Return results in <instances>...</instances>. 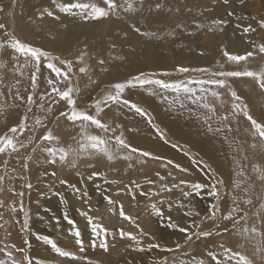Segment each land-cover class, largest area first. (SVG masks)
<instances>
[{
  "label": "snow or ice",
  "instance_id": "obj_1",
  "mask_svg": "<svg viewBox=\"0 0 264 264\" xmlns=\"http://www.w3.org/2000/svg\"><path fill=\"white\" fill-rule=\"evenodd\" d=\"M16 3L17 0H12L13 7ZM53 3L65 15H79L84 20L98 21L109 17L119 19L122 13L135 12L138 5H142L143 0H87V2L73 0L70 3H56V0H53ZM161 6L157 2V9ZM3 12L4 7L0 6V13ZM45 15L59 19L52 11H41L40 17L43 18ZM241 19H247V17ZM224 23L223 20H213L208 31H215L217 28L223 31L221 26ZM195 27L199 29L202 25L196 23ZM178 28L184 29L185 26L180 24ZM236 28L240 29V36L253 50L246 51L243 55L230 54L225 50L223 55L227 61L239 65L241 62H249L257 55L264 56V43L257 44L251 39V35L256 33L257 29L264 30V19L258 20L256 26H253L252 23L247 26L237 24ZM0 30H2V34H0V117H5L11 110H22L18 123L8 127L7 131L0 134V230L5 231V237L0 239V264H40L29 255L27 247H25L28 245V241H24L25 246L7 242L12 226L19 225L22 231H27L29 228L30 209H26L23 202L25 192L17 191L14 181L25 179V174L30 171L32 162L51 167L53 170L45 172L46 176L50 175L56 178L57 171L55 169L59 167L73 169L76 171V175L83 179L79 170L81 161H86L88 168H95L96 164L93 161L99 158L110 163L123 160L128 162V167L131 169L134 167V160L136 163L143 164L145 160L142 158L161 159L152 156V153L148 151L133 147L124 136L123 126L113 125L106 120L105 109L116 106L133 111L156 127L146 109L132 102L131 99L125 98L127 90L136 88L144 90L151 96L159 97L161 102H167L169 107L178 105L183 109L186 107L185 102L195 106V109L200 110L198 118L202 117V122L209 132L222 135L225 141L231 139L235 144L238 168L235 171V179L229 185L230 192L223 190L225 181L221 178H214V176L209 177L213 179L210 186L189 183L185 180H180L179 183L173 182L169 186V183L166 182L168 177H172V180L175 181L171 172L166 176L157 172L155 175L160 181V186L152 192H141V195L144 196L161 197L166 193H172L173 189H180L183 197H189L194 192L199 195L206 191L207 195L213 198L214 202L208 206L203 215L200 212L186 214L199 218L192 220L187 227L173 223L172 217H168L167 226L175 228L185 235L183 243L177 241L171 247L162 246L160 243H149L147 247H144L143 237L148 234L143 229H140L139 236L120 229L119 236L121 238L127 236L133 241L136 251L159 250L172 254L173 264H183V261L176 259V254L180 253L182 249H186L194 237L196 239L222 237L227 233H235L252 242L255 253L260 256L261 264H264V196L256 193L257 183L264 189V165L252 163L249 168L250 158L246 152L242 151L243 145L238 139L229 135L239 132V118L242 116L249 123V128L246 130V136L251 140L249 147L256 149L259 145L264 149V119L258 121L250 114L248 106L229 83V78L248 77L256 81L261 89H264V67L259 71L248 69L213 71L206 67H177L175 69L177 74H201L199 77L187 75L184 79L159 78L161 76L171 77L174 74L172 72H141L130 79L111 85L102 95L94 98L90 103H84L77 85L81 75L87 76L91 80L89 74L92 69L87 63L90 57L86 48L74 59L62 58L41 47L22 41L12 31H9L3 22H0ZM134 30L137 33L140 32L138 27ZM144 34L146 35V33ZM97 63L99 66H103L106 61L99 59ZM221 90L230 94V108L225 107L224 93ZM61 104L64 106L63 109L59 110L58 115H55V106ZM218 106L220 109H224L220 113H218ZM61 119L67 121L76 132L70 142L62 141V138L48 126L53 120L59 122ZM234 124L237 126L234 127ZM93 128L98 130L99 134H93L91 131ZM157 131L160 130L157 129ZM161 138H163L162 133ZM244 143H248V141L246 140ZM37 152L43 153L44 158L34 161V155ZM13 160L15 166L10 167V161ZM173 163L168 160L162 164V167L167 168ZM174 167L181 172H187V169L182 168L179 164H175ZM100 175V172L93 171L88 179ZM59 182L61 184L68 183L67 180ZM147 183L152 185L156 181L148 180ZM182 186H187V190H184ZM22 187L30 192L33 185L31 182H27ZM72 187L75 191H79V189H75V186ZM140 188V183L132 181L127 190L135 198L134 189ZM5 192L10 193L11 196L19 197V200L6 202L3 198ZM83 195L86 196L87 193ZM229 198L231 205L227 206ZM256 201L260 203L256 210L252 211ZM108 203L115 205L116 201L109 197ZM158 203L163 204L164 200L161 199ZM222 204L225 207L222 208ZM119 207L123 219L136 224L139 228L136 220L124 212L123 205H119ZM168 207L171 209L173 204L169 203ZM180 207H183L182 203ZM151 208L156 215H163L156 203H153ZM6 212L8 218L5 216ZM18 213L23 215L22 220L18 218ZM82 215L86 219L87 226L91 228L90 246H98L107 251L109 229L98 223L96 218L90 216L88 212H83ZM65 218L67 219V217ZM69 223L75 225V221L70 220ZM208 223L214 225L216 230H203V226ZM115 234V232L112 233V235ZM73 235L76 238V244L79 245V250L83 252L84 239L78 227L73 229ZM39 238L44 240L59 256L71 257L73 260L81 259L75 253L62 249L54 239L44 236ZM216 247L219 249L218 252L209 251L208 253L211 264H254L253 259L241 250L226 246L224 243H219ZM240 247L242 248L243 245ZM87 264H94V262L88 260ZM150 264H169V257L165 255L154 258ZM199 264H204V261H199Z\"/></svg>",
  "mask_w": 264,
  "mask_h": 264
},
{
  "label": "bare ground",
  "instance_id": "obj_2",
  "mask_svg": "<svg viewBox=\"0 0 264 264\" xmlns=\"http://www.w3.org/2000/svg\"><path fill=\"white\" fill-rule=\"evenodd\" d=\"M158 1H162V0H158ZM70 2H73V0H56V3H70ZM85 2H87V0H85ZM166 2H167V5L168 4L169 5L166 7L162 6L159 9H157V7L154 6L153 4L152 7H150L151 8L150 12L146 13L144 17H143L144 13H142L141 12L142 10L139 9L132 13H127V14L122 13L119 19L114 17V19H112L113 21H110V22H109V19H102L98 21L86 20L88 24L83 25L81 21L77 23L76 22L77 19H71L70 16H73V15H65L64 13L60 12L58 8L56 7V4L53 3V0H29V2L26 1L27 8L23 12V14L22 13L20 14L21 20L19 24H21L22 27H21V30L19 29L18 31L22 32V30L25 27L27 28L31 27L30 31H31L32 37L29 40L44 46L45 49H48V50L55 49L56 47L57 49H59L58 51H53V52L60 53L62 55L69 54L70 52H71L70 54H73L75 53V51L81 52L82 50L86 48V50L89 53L96 56V58L104 59L106 61V63L103 66H99L98 63L94 65L92 82L87 86L83 84V86L79 88L81 92L82 100L83 102L85 101V103L91 102L89 100L88 102L86 99L88 98L90 90L97 85H103L106 83H112V82L121 81V80L125 81L127 79H130L132 76L138 75L141 72H146V73L172 72L174 73L173 75H176L177 73H175V69L180 66H185V63H186L184 59L185 56H183L181 53L175 50V47H177V45H175V42L181 37H183L186 40L190 38L191 40H196L197 38L199 39V38L205 37L206 39L210 38V40L208 41V43L210 42V45L214 43L212 46H210V48L207 46L206 49H203L204 47L202 48V46L200 47L198 46L197 48L194 47L189 54L190 61L188 60V62H190V64L189 66H185V67H190V68L191 67H206V68H211V69H219V71L220 70H226V71L231 70L232 71L233 69H235V71L236 69L241 70V71L245 69H248V70L259 69L260 70L262 67H264V56L257 55L255 58L250 59L249 63L241 62L239 65H236V64L229 63L227 61V58L223 55V52L225 50L228 51L230 54L243 55L246 51H252L253 49L247 43H245L244 38L243 40L241 38H234L230 41L229 44L225 45L224 35L222 38L223 31H220L219 28H217V30L214 31L215 33L219 34L218 37L216 36L217 34H213V32L208 31V28L211 26V22L213 20L219 21L216 17V14H218L221 11L222 4H223V2L221 3V0L219 1L218 0H166ZM225 3L227 2L225 1ZM178 5L182 6L181 7L182 9L180 8L179 10L180 13L177 12L176 19L174 20V24L177 23V26L174 27L170 25L169 23H167V29L163 30L162 28L165 27L164 25L165 22L162 21V19L165 16L163 13L167 11L166 10L164 12V10L165 9H168V10L176 9L177 10ZM101 6H103V4H101ZM263 6H264V2H263ZM44 10L54 12L59 17V19H54L53 17H49L47 15L41 18L40 13L41 11H44ZM144 10L143 12H146ZM252 11L255 12L254 16H251L250 14H244L243 10L240 11L236 15V18H235L236 20L234 19L233 22H236L237 24H240L242 26H247V24L249 23H252L253 26H256V22L258 20L264 19V11L261 10L258 6L255 7ZM174 15H172V17L175 18ZM217 16H219V14ZM73 17L78 18L80 16L75 15ZM139 17H143L142 18L143 21L141 19L142 21L141 23L138 20ZM242 17H247V19H241ZM253 17H255V19H252ZM5 18H7V20ZM44 18H45V25H43L42 27L36 26L35 28H33L32 23L35 20H40ZM1 19H4V22H6L5 25L8 30L11 28V24L14 25L11 17L9 18L6 16H2L1 14L0 20ZM80 20H83V19L80 17ZM132 20H134L135 22V25L133 24L134 27L131 24ZM97 23L98 24L100 23L104 27L107 26L104 29L103 34L97 31V27H98ZM196 23H200L202 27L197 29L195 27ZM180 24L185 25V28L184 29L178 28V25ZM33 25H36V24L33 23ZM224 26L222 25L221 27L224 28ZM18 27H20V25H18ZM136 27L140 28L139 33H137L134 30ZM144 33H146V35ZM0 34H2V30H0ZM24 34H26L25 30H24ZM39 34L41 35V37L39 36ZM201 35L203 36L201 37ZM25 38L27 39V37ZM251 39H253L257 44L264 43V30L257 29V32L251 35ZM164 43H166L165 46L169 48L170 52L168 53L170 54L164 52L163 50ZM203 43L205 44L206 41H204ZM113 45H115V48H113ZM252 64L257 65V66H250ZM180 75H189V74H180ZM249 79L251 78H248V80ZM250 82L242 81L238 85L236 83V88H234L235 86H233V89L234 90L238 89L239 91L237 93L241 94V97L244 99L243 101L249 102L248 104L251 105L252 107L251 113L253 114V117L258 119L259 121L261 119H264V95L260 94L258 89ZM138 94L140 95V98L142 97V99L144 100V105L151 111V113L153 112V114L156 116L157 121L161 123L163 126L165 127L167 126L170 128V133L173 132L174 135H176V138L177 137L181 139L183 138V140L189 138L190 132L187 128L191 127L192 125H197L198 123L196 121H194L193 119H187L185 122V125H181L179 123V120L176 119V117L172 118L171 108L165 102H161L159 97L151 96L146 92L140 93V91H138ZM141 103L143 104V102ZM18 111L19 110L10 111L12 112V114L9 113V115L7 116L8 123L11 122L13 119H16L19 113ZM126 120L136 122L139 125L141 124L144 125V123L141 122L142 120L140 116L135 113H134V117L130 119H126ZM197 120L202 126L206 127L204 123L202 122V119H197ZM61 130L65 133L67 132L66 129H61ZM211 133H214V132H211ZM241 138L249 142V143L243 142V144L246 147V150L249 152L248 157L250 158V162L248 163V167L250 168L251 161L255 159L251 156L252 155L251 150L248 148L249 144L251 143V140L249 137L245 138V136H242ZM146 141H148L152 145L154 153H158L159 150L162 148L161 144L157 143L155 139L151 141L146 139ZM143 143L145 145L144 141ZM210 144H211L210 146L206 147L205 154L210 155V156L212 155L217 156L219 164H220V165L219 164L217 165L220 169L221 175L226 176L227 181H233L235 179V171L238 168V160L235 155L236 146L233 147V144L231 142H229V144L225 146H222L221 143L220 145H217L215 142H210ZM164 153L167 154L166 149H164ZM169 153L171 154V156H174L176 158L178 162L177 164H179L182 168H185L188 171L190 170L191 172L196 173L195 169H198L197 167H195L194 165L192 166L187 161L177 159L176 154L173 153L172 151H170ZM86 163H87L86 161L83 162V164H86ZM208 168L211 170L210 172H212V175H214L215 178H218L216 174L217 172H215L211 163L210 165H208ZM84 169L85 167L83 166L82 170ZM32 171L33 173H35L34 168ZM43 171H45V169ZM70 171L74 174V176L66 177L68 181L67 184H62V185L59 184L58 186H48V185L44 186L45 177L41 176V173L43 174V172L42 170H37V175L40 177L39 178L40 184L37 185V187H35V191L37 192H35V194H33L30 198L31 199L30 206L33 208L32 209L33 214L30 219L31 220V231L32 233L33 232L34 233L33 235L30 236L31 239H27L28 235L26 234V231H22L19 225H15L10 228L11 235L7 237V242L15 243L17 246H23L22 240L27 239L29 243L27 247H29V249L31 250L32 258L34 259V261H39L40 264H68L70 263V262L65 263V261H63L64 257L62 256L53 257L57 253H55L49 245L47 244L45 245L43 244L44 246L41 245L42 242H45L44 240L39 238L42 236L50 237L54 239L57 242L58 246H60L62 249L64 248L68 249V251H71L78 256L79 245H77L75 241L74 243L73 242L71 243L70 241L71 238L74 237L73 229L78 227V225L76 226L77 224L76 220L75 219L73 220V215L76 212L75 208L76 209L78 208L76 203H82V206L80 205V209L78 208V210H80L79 214H81L82 218L77 221L80 224L81 229L84 232V233L81 232L83 239H84V248L87 245L85 250L86 249L91 250L88 245V242H90L88 241V239L91 238V229L86 230L88 226H87L86 219L82 215V213L88 212L90 216H93L95 214L93 206H94V201L97 200L99 194L97 195L96 194L97 190L95 189L92 190V188L97 187V186H93L95 185L94 183H96V180L88 179V176L90 175V171L92 173V169L90 170L88 168L85 169V172H84L85 174H83V179H81L80 176L76 175L75 170L72 169ZM137 171L136 170L131 171V181H126L124 183H121L123 181L116 180V183L115 184L113 183L114 185L112 186H114V189L113 188H112L113 190L111 189L112 190L111 193H114L115 195H117L116 191H121L122 187L124 188L121 193L122 199H118L116 201L114 208L106 210L107 215L105 217V220L103 221L104 223H107V224L109 222L112 223V216H113L112 211L114 210L116 212L119 209V205H123V210H130L132 209L133 205L135 208L137 207V204L134 201L135 198H133L132 194L129 193V191L127 190L130 187V182L132 181L138 182L136 180L137 179L136 174H138L139 171L138 172ZM188 171L186 172L187 174H188ZM196 174L192 175V177H194V179L196 180H200L201 177H198ZM96 179L98 180L101 179V176H97ZM176 179L175 181H173L172 177H168V180L166 182H168L169 186H171L173 182L179 183V180L177 181ZM150 180H154L156 181V183L150 185L147 183L148 179L142 182L139 181V183H141L142 186L138 191L152 192V191H155L160 186V181L155 175H152ZM72 186H75V189H79V191H75ZM182 188L184 190H187V186H182ZM84 193H87V195L86 196L83 195ZM174 194H175V189H173L172 193L164 194L162 196V199L164 200L163 204L158 203L159 197L143 195V198H141L140 197L141 194H139V199L143 200L141 202L142 205L140 203L139 209L142 211V213L145 212V214L141 215L143 216V219H142L140 216L141 214L140 212L138 215L139 220L136 222H138L139 224L143 220L145 225L150 226L151 224H154L155 215H153V210L151 208V205L153 203H156L157 207L161 211L169 212V215L172 217L173 223L181 225L183 223L187 224L189 221H192L194 219L198 220L199 219L198 217H194V216L190 217L186 215L188 211L183 203V200L181 201L176 200L174 198ZM8 195L9 194L5 195L7 202L10 201L8 200ZM89 195L92 196V198H89L88 197ZM57 197L62 198L64 200V204L60 210H55L54 212L55 216L53 217L52 220L47 219L42 222L44 227L46 226V229H48L50 232V234L47 235L40 226H37L39 224V223L37 224V215H40L39 220L46 219V218H43V215H44V213L42 212L43 207H46V208L49 207L50 209L52 205V199L58 200ZM124 198L126 199L125 202L123 200ZM227 201H229V204L231 205L230 198ZM169 203L173 204V207L171 209H169L168 207ZM181 203L183 204V207H180ZM26 205H27V202H26ZM110 205L111 204H109V206ZM188 207L191 208V205H189ZM193 210L194 212L191 211L193 213L197 211L200 212L198 209H195V208ZM183 211H185L186 213L184 214ZM146 214L147 216L145 218ZM51 215L53 216V214ZM5 216L6 218H8L7 212ZM65 217H67V219ZM54 220L56 221V223L53 222ZM70 220L75 221V225L70 224L69 223ZM119 221H121V223L127 226L130 225L129 221L124 222L121 219H119ZM104 226L108 228L109 225L108 226L104 225ZM56 227H57V237H53L51 234L55 233L54 230L56 229ZM0 233L3 235V237H5L4 230H0ZM154 234L155 233L150 234L151 235L149 238L150 241L154 242L157 240L156 239L157 237L156 235L154 236ZM110 236H111V233L109 232L108 238ZM15 237H17L18 239H16ZM19 237L21 241L19 240ZM146 237H148V235ZM152 237H154L155 239L154 240L151 239ZM214 238L215 237H210L207 239L203 238L202 241L196 245L197 247L196 252L190 253L189 255L186 256V258H184V260H182L183 264H199V261L203 260L200 258L201 257L207 258L209 251L218 252L219 249L216 247L218 244L215 242ZM161 241H162V246L171 247L175 245L178 239L169 240V241H164L162 239ZM157 252L159 251L154 249L152 252H150L151 255L148 253L149 254L148 264H150V262L154 258H157ZM85 254H84L85 256H82V257L84 258L87 257V259L92 257V253H85ZM158 256L162 257L161 254ZM130 261L132 262V260ZM210 262L211 261L209 260L208 263L210 264ZM109 263L110 262L108 261V262H105L104 264H109ZM115 264H117V262ZM135 264H140V263L135 261Z\"/></svg>",
  "mask_w": 264,
  "mask_h": 264
},
{
  "label": "rangeland",
  "instance_id": "obj_3",
  "mask_svg": "<svg viewBox=\"0 0 264 264\" xmlns=\"http://www.w3.org/2000/svg\"><path fill=\"white\" fill-rule=\"evenodd\" d=\"M26 1L29 2V0H17V3L15 5V7H13L12 6V0H0V6L4 7V12L0 13V17H1V14H2V16H6V17H9V18L11 17V19H12V21L14 23V25L11 24V28L9 30L12 31V32L14 31L13 33L19 39H21L22 41L28 42V43L32 44L33 46L41 47L42 49L51 52L53 55H59L62 58H69V59H74L76 56H78L80 51H75V53H73V54H70L71 53L70 52L69 54H63L62 55L60 53L53 52V51H58L59 50V49H57V47L55 49L48 50V49H45L44 46H42V45H40L38 43L30 41L29 39L32 37L31 31H30L31 27H28V28L25 27L22 30V32L18 31L19 29L21 30V27H22V25L19 24L20 20H21L20 19V14L21 13L23 14L25 9L27 8L26 7ZM149 1L150 0H143L142 5H138V7H137L138 8L137 10L140 9V10H142L141 12L144 13L143 17H144V15L146 13L150 12V10H151L150 7H152L153 4H154V6H156L157 2L162 3L161 5L163 7H166V6L169 5V4L167 5L166 0H164V1L163 0L162 1L151 0L150 2ZM225 1L226 0H221V3L223 2L222 8H221V11L218 13L219 16H217L218 14H216V17H217L218 20L225 21V23H224L225 26L223 25L224 28H223V32H222V38H223V35H224V42H225V45H227L234 38H241L243 40V38L240 36V30L236 28L237 23L233 22V20L236 18V15L240 11L243 10L244 14H250L251 16H254L255 12H253L252 10L255 7H257V6L261 10L264 11V6H263L264 0H227V3H225ZM213 2H215V1H213ZM181 7L182 6L178 5L177 9L180 10ZM143 10L146 11V12H143ZM164 12L167 13V14L163 13L165 16L162 19V21L165 22L166 24L164 23L165 27L162 28V29L163 30L167 29V23H169L170 25L176 27L177 23L174 24V20L176 19L177 12L178 13H180V12L177 11L176 9L175 10L165 9ZM9 13H11V15H9ZM12 14L14 15V17H13ZM172 15H174L175 18L172 17ZM143 17H139L138 20L140 21V23L143 21V19H142ZM13 18H14V20H13ZM70 18L71 19H77L76 20L77 23L79 21H81V23L83 25L84 24H88V22L86 20H84V19L80 20V17H78V18L75 17L74 18L73 16H70ZM171 18H173V19H171ZM5 19L7 20V18H5ZM106 19H109V22H110V21H113L112 19H114V17H109V18H106ZM141 19H142V21H141ZM0 22L6 23V22H4V19H1ZM33 23H35L36 25H33ZM33 23H32L33 28H35L36 26H41L42 27L43 25H45V18L44 19H40V20H35ZM131 24L134 27V25H135L134 20H132ZM18 25H20V27H18ZM97 26H98L97 27V31H99L101 34H103L104 29L107 27V26L106 27L102 26L100 23L99 24L97 23ZM24 30H25L26 34H24ZM211 32H213V34H217L216 35L217 37L219 36L218 33H215L214 31H211ZM39 36L41 37L40 34H39ZM202 36L203 35H201V37ZM25 37H27V39ZM207 38H209V37H207ZM197 39L196 40H191V38H190V39L186 40L183 37H181L175 42V45H177V47H175V50H177V52H179L183 56H185V58H184L185 61H186L185 66H189V64H190V62H188L189 54H190L191 50L194 47L197 48L198 46L199 47L202 46V48L204 47L203 49H206L207 46L210 48V46H212L214 44L213 43L212 45H210V42L208 43L210 38L206 39L205 37H202V38H199L198 40ZM204 41H206L205 44L203 43ZM165 44L166 43L163 44V50H164L165 53H168V52H170V50H169L168 47L165 46ZM168 54H170V53H168ZM89 57H90V59L87 60V63L90 65V67L92 69L90 74H89L91 76V80H89V78L87 76H83V75L79 76L78 85H77L79 88L81 86H83V84H85L86 86L89 85L92 82V80H93V67H94V65L97 64V61L99 59L96 58V56H94L91 53H89ZM247 63H249V62H247ZM250 66H257V65H253L252 64ZM212 70L213 71H219V69H212ZM253 70L259 71V69H253ZM223 71H226V70H223ZM232 71H235V69H233ZM236 71H241V70H237L236 69ZM189 75H193V76L199 77V75H201V74L200 73H191ZM186 76L187 75L176 74V75H172L171 77H163V76H161L159 78H162V79H184ZM242 81H247V82L251 81L250 83H252L258 89L259 93L264 95V89H261L259 87V85L256 83V81L253 80L254 81L253 82L251 79L248 80V77L247 78L246 77L229 78V83L231 82L230 84H231L232 89H233V86H235L234 88H236V83L238 85ZM119 82H123V80L112 82V83H106V84H103V85H97V86L93 87L90 90L88 98L86 100L87 101L88 100L92 101L94 98L99 97L107 89H109L111 87V84L113 85V84L119 83ZM107 86H108V88H107ZM138 91H140V93H144L145 92L144 90L139 89V88L129 89V90H127L125 92V98H130L132 102L137 103L139 106H141L144 109H146L148 111V113L150 114L151 111L144 105V100L142 99V97L140 98V95L138 94ZM221 91L224 93L223 94V99L225 101V107L226 108H230V104H231L230 94L228 92L224 91V90H221ZM235 91L238 92L239 90L235 89ZM237 94L241 97L240 93H237ZM242 100H244V99L242 98ZM141 102H143V104ZM243 102L246 103V105L248 106L250 114L253 115L251 113L252 112V107H251V105L248 104L249 102H246V101H243ZM84 103H85V101H84ZM165 103L168 105L167 102H165ZM185 103H186V107L183 108V109H181L178 105H174V106L170 107L171 108V116H172V118L176 117V119L179 120V123L181 125H185V122H186L187 119H193L194 121H196L198 123L197 125H192L191 127L187 128L189 130V132H190V135H189L188 139H184V140H183V138L182 139L178 138V137L176 138V135H174L173 132L170 133V128L167 127V126L165 127L161 123H159L157 121V119H156V116L153 114V112L151 113V117H152L153 124L157 128L153 127L152 124H149L147 122V120L144 117H141V116H140V118L142 120L141 122H143L144 125H142V124L139 125L136 122H132V121L126 120V119H130V118L134 117V112L133 111H129L127 108H117L116 106H113L111 109H108V108L105 109V113H107V116H106L107 122H109V123H111L113 125H115V124L122 125L123 126L124 136H125L126 140L128 141V143H130L133 147L139 148V149L144 150V151H148V152L152 153V156L160 157L161 159L155 160V159H152V157L142 158V159L145 160V162L143 164L136 163L135 160H134L133 161L134 167L131 168V169L128 167V162L127 161H123V160H118V161L110 163V162L106 161L103 158H99V159H96V160L93 161L96 164L95 168H88L87 167V163L83 164L84 161L80 162L79 170H81L80 172L82 173V175L85 174L84 172H85V169H87V168L89 170L92 169V172L93 171H97V172L101 173V175H100L101 179L98 180V179H96V177L92 178V179L96 180V183H94L95 185H93V186H97V187H93L92 190L93 189L97 190L96 194L97 195L99 194L97 200L94 201V206H93L94 208L93 209H94L95 214L93 216L97 218L96 220H97L98 223L100 222V224H102V225L103 224L107 225V226L109 225L108 229H109V232L111 233V236L108 238L109 248H108L107 251H104L103 249L99 248L98 246L97 247H91L90 246V242H88L89 248L92 251L89 250V249L85 250V248L87 246L86 245L83 252H81L80 250L78 251V256L81 257L80 260H73L71 257H64L63 261H65V263L70 262L68 264H71V263L72 264H87L88 260H92L94 262V264H102V263L104 264L105 262H108V261L110 262L109 264H115L116 262H117V264H135V261L139 262L140 264H148L149 254L151 255V253L150 252H146V251L145 252H139V251L134 250V242L133 241H131L127 236L124 237V238H121L119 236L118 232H119L120 229H123L125 232L132 233L133 235H137V236H139V234H140V229H143V231L148 234V237H146V236L143 237V246L144 247H147V245L149 243H157V242L162 245V241H161L162 239L164 241L178 239L179 242H181V243L184 242L185 235L183 233H180L175 228H169L167 226L168 217L170 215H169V212H166V211H162V213H163L162 216H158V215H156V213L153 212V215H155L154 216L155 217V222H154V224H151L150 226L145 225L143 220L139 224L137 222V224L139 225V228L136 226V224L130 223V225L127 226V225L121 223V221H119V219L123 220L124 222L126 221V220L123 219V217L120 214V207H119V209L116 212L114 210L112 211L113 213H115V214L112 213V215H113L112 216V223L109 222L107 224V223L103 222L105 220L106 215H107L106 210L114 208V205H110L109 206L108 198L110 197L114 201H117L118 199H122L121 198V196H122L121 193H122L124 188L121 186L122 187V189L120 188L121 191H116L117 193L120 192L118 197H117V195H115L114 193H111L112 190L114 189V186H112V185H114L116 183V180L117 181H123L121 183H124L126 181H131V171L132 170H136L137 171L139 169L138 170L139 172L137 171L138 174H136V176H137L136 180L138 181V183H139V181L142 182V181L147 180V179L150 180L152 175H155L157 172H160L161 175L164 174L165 176L167 175V173L171 172L172 176H174L175 179L177 178L176 179L177 181L178 180L179 181L180 180H185V181H188L189 183H200V184H205V185H209L210 186L211 183H213V179H210L209 177L210 176H214V175H212V172H210L211 170L208 168V165H210V163H211L212 166H213V169L215 170V172H217L216 174H217L218 178H221V179H223L225 181V186H224L223 190L225 192H230L231 191V188L229 187V185L232 183V181H227L226 176L221 175L220 169H219V167L217 165V164H219L218 157L217 156H213V155L212 156L206 155L205 154L206 153L205 150H206L207 146L211 145L210 142H215L217 145H220V143H221L222 146H225V145H228L229 142L232 143V140L230 139L228 141H225L223 139L222 135H220V134L217 135L215 133L209 132L207 130V128L202 126L197 120V119H202V117L201 118L197 117L199 112H200V110L195 109V106L191 105L190 103H187V102H185ZM63 107H64L63 104L55 106L54 114L58 115L59 114V110H62ZM223 110L224 109H220L219 106H218V113L222 112ZM18 112L19 113H18V116L16 117V119H13L9 123L7 121V116L9 115V113L12 114V112H8L5 117H0V120H1L0 121V134H3L5 131H7L8 127L13 126L16 123H18V121L20 119V115L22 114V110H19ZM48 126L50 128H52L53 132L56 135H59L62 138V141H65V142H70L71 141V137L76 134L75 130L72 129L69 126L68 122L63 120V119H61L59 122H55L53 120V122H50ZM236 126L237 125L234 124V127H236ZM242 126H244V127H242ZM238 127H239V132L238 133L234 132V133H231L229 135H230V137L238 139L241 142V144L243 145V148H242L243 151L246 152V154L249 156V152L246 150V147L243 144V142L246 141V140L241 138L242 136H245V138H247L246 130L249 128V123L242 116L239 118ZM61 129H66L67 132L65 133ZM157 129H159V130L162 129V130H160L158 132ZM91 131L94 132L93 134H99L98 130H96L94 128ZM149 132H150V134H149ZM185 132H186V130H185ZM161 133H163V138H161ZM38 135H39V133H38ZM145 138L150 140V141L155 139V141H157V143L161 144L162 148L159 150L158 153H154L153 152L152 145L148 141H146ZM143 141L145 142V145H144ZM148 144H149V146H148ZM234 146H235V144H233V147ZM248 148L251 150V153H252L251 156L256 159V160L254 159L253 161H251V164L252 163H260V164L264 165V149H262L259 145L257 146L256 149H252L250 147H248ZM164 149H166V153L167 154L164 153ZM170 151H172L173 153L176 154L177 159H181V160L187 161L192 166L194 165L195 167H197L198 169H195L197 174L194 173V172H191L190 170L189 171L187 170L188 171V174H187L186 172H181L179 169H176L174 167V165L177 164L178 162H177V160H176V158L174 156H171V154L169 153ZM253 152H255V153H253ZM43 158H44V154L43 153L37 152L34 155V161L38 160V159H43ZM168 160L173 161L174 162L173 165H169L167 168L162 167V164L166 163ZM82 164L85 167L84 170H82V168H83ZM11 166H15V161L14 160L10 161V167ZM205 166H207V167H205ZM122 167L124 168V170H123ZM33 168L35 169V173H33V171H32ZM42 168H44L45 171H43L44 169H42ZM126 168H127V170H126ZM202 169H203V171H202ZM37 170H42V172L44 174L43 175L41 173V176L45 177L44 186L45 185L58 186L59 184H61L59 182L60 180H67L66 177L74 176V174L70 171L72 169L59 168V167H57L55 169L57 171V177L56 178H53L50 175L46 176L44 172H51L53 169L51 167H49L48 165H40V164H36L35 162H32L30 164V171L25 174V179H23V180H15L14 181L15 186H16V190L25 192V195L23 197V202L25 204L26 209H31L30 213H29V228L26 231V234L28 235L27 239H31L30 236L33 235V233H34V232L32 233V231H31V220L30 219H31L32 214H33V210H32L33 208L30 206L31 205V203H30L31 199L30 198H31V196L33 194H35V192H37V191H35V187H37V185L40 184V182H39L40 181V179H39L40 177L37 175ZM90 174H91V171H90ZM194 174H196L198 177H201V179L200 178H199L200 180L194 179V177H192V175H194ZM27 182H31L32 185H33V188H32V190L30 192H29L28 189L22 187V185H24ZM130 186H131V182H130ZM138 190L139 189H134V191H135V200L134 201L137 204V207L135 208L134 205H133L132 209L124 210V212L126 214L131 215L136 221L139 220L138 215H139L140 212H141L140 216L142 214H145V212L142 213V211L139 209L140 208V203L143 200L139 199V194H141V192L138 191ZM109 192H110V194H109ZM256 193H258V195L264 196V189H262L261 186L258 183L256 185ZM6 194H9L8 195V200H10V201H18L19 200V197L11 196L10 193L5 192L3 194V196H4V199H5L6 202H7L6 196H5ZM45 197H46V195H45ZM88 197L92 198V196H90V195ZM140 197L143 198V195H141ZM174 198L176 200H180V201L183 200V203H184V205H185V207H186L188 212H191V211L194 212L193 209L195 208V209H198L201 212V215H203L206 212V210L208 209V206L211 203L214 202L213 198L208 196L206 191L203 192V193H200L199 195L194 192L189 197H183L182 194H181V190L180 189H175ZM57 199L58 200H56V199L53 200L52 199V205H51L50 209H49V207L48 208L43 207V210H42V212L44 213L43 218H46V219L39 220L40 215H37V224L38 223L40 224V223H42L43 221H45L47 219H49V220L53 219V217L55 216V214H54L55 210H60L61 207L64 204V200L62 198L57 197ZM59 199H61V200H59ZM161 199H162V196L159 197V200H161ZM123 200H124V202L126 201L125 198ZM101 201H103V202H101ZM26 202H27V205H26ZM76 204H77V207L80 209V205L82 206V203H76ZM141 205H142V203H141ZM189 205H191V208L188 207ZM258 205H259V201H256L252 211H255L256 208L258 207ZM227 206H230L229 201H227ZM117 207H118V205H117ZM223 207H225V205L222 204V208ZM78 208L77 209L75 208L76 212L73 215V220L74 219L76 220V223H77L76 226L78 225V228L81 229V226H80V224L77 221V220H80L82 218L81 214H79L80 210H78ZM183 212H184V214L186 213L185 211H183ZM71 213H72V211H71ZM97 213H98V215H97ZM51 214H53V216ZM116 214H117V216H116ZM17 215H18L19 218L21 217L20 218L21 220L23 219V215L22 214L18 213ZM250 215H251V213H250ZM146 216H147V214L145 215V218H146ZM141 218L143 219V216H141ZM53 222L56 223L55 220ZM191 222L192 221H189L187 224L183 223L180 226L187 227V226H189L191 224ZM39 224L37 226H40L47 235L50 234L49 230L46 229V226L44 227L43 223L40 224V225ZM90 229L91 228L88 227L86 230H90ZM203 230L215 231L216 229H215L214 225H212L211 223H208V224L203 226ZM80 231L83 232L82 229ZM54 232L55 233L51 234V235L53 237H57V227L54 230ZM113 232H115L116 234L112 235ZM151 233H155L154 236L156 235V237H157L156 239L159 240V241H157V240H156L157 242L156 241H154V242L150 241L149 238L151 236L150 235ZM222 237H217V238L215 237L214 238L215 242L217 244L224 243L226 246H230V247H233L234 249L241 250L246 255H248L251 259H253L254 264H261V263H259V262H261L260 256L255 253L254 248L252 246V242H250L248 240H245L242 236L236 235L235 233H227V234H224ZM3 238H4L3 235L0 233V239H3ZM15 238L18 239L17 237H15ZM27 239H25V240L27 241ZM202 239H203V237H201L200 239H196L194 237L193 240L190 242V244L186 247V249H184V250L182 249V251L180 253L176 254V259L182 261L190 253H195L196 250H197L196 245L199 244L202 241ZM204 239H207V238H204ZM19 240H20V237H19ZM25 240L24 239L22 240L23 246H25L24 245V241ZM70 241H71V243L72 242L74 243V241L76 242V238L73 237V238H71ZM88 241H90V239H88ZM43 244L45 245L46 243L42 242L41 245L44 246ZM241 245H243L242 248L240 247ZM247 245H249V246H247ZM25 247H27V246H25ZM73 248H75V247H73ZM64 250L68 251V249H65V248H64ZM27 251H28L29 255L31 256V250L29 249V247H27ZM85 253H92V257L89 258V259H87V257H85V258L82 257V256L86 255ZM160 254H161V256L167 255L169 257V264H173V256H172V254L164 253V252H160L159 251V252H157V258H160L158 256ZM58 256L59 255L55 254V256H53V257H58ZM126 259H128V260H126ZM129 259L132 260V262ZM200 259L205 260L204 261L205 264H209L208 262H209L210 258L201 257ZM210 264H211V262H210Z\"/></svg>",
  "mask_w": 264,
  "mask_h": 264
}]
</instances>
